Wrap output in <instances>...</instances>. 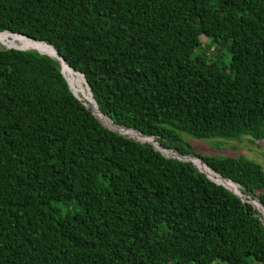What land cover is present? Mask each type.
<instances>
[{
    "label": "trees",
    "instance_id": "trees-1",
    "mask_svg": "<svg viewBox=\"0 0 264 264\" xmlns=\"http://www.w3.org/2000/svg\"><path fill=\"white\" fill-rule=\"evenodd\" d=\"M0 32L255 200L105 127L60 59L0 47V264H264L261 165L181 137L264 138V0H0Z\"/></svg>",
    "mask_w": 264,
    "mask_h": 264
},
{
    "label": "rangeland",
    "instance_id": "rangeland-1",
    "mask_svg": "<svg viewBox=\"0 0 264 264\" xmlns=\"http://www.w3.org/2000/svg\"><path fill=\"white\" fill-rule=\"evenodd\" d=\"M23 38L24 37H21L19 35H14L12 33H4V32L1 33L0 32V47L8 46V47L21 48L24 50L39 49V48H36L35 46L34 47L31 46L29 42L30 39L26 37L25 39ZM38 43H41V42H38ZM41 47L43 49V50L39 49L40 51H42L41 53L57 58V55L51 46L41 43ZM64 69L65 70L62 69L63 73L66 79L68 80L70 87L72 88V91L75 93L74 95L76 96V98L87 105L89 104V106L92 108L97 118H99L101 121L99 119L98 120L105 127L113 129V126L109 123V120L101 116L100 113L94 108V105L91 101V97L89 96V93L87 91V87L83 83L82 77L79 74L72 72L71 70H67L66 68ZM121 130H123L124 132H128L127 129H121ZM124 135L129 136L126 133ZM181 137L186 142H188L190 146L193 147V149L200 152L201 154H210V155H219V156L242 155L244 157H247L249 159H252L258 162L261 165L262 170L264 171V138L261 140H254V139L251 140L249 136L241 135L238 138H232V139H223V138H207L206 139V138H194L185 133H181ZM143 142H146V141L144 140ZM187 159L190 161H193L195 167H197L198 170L200 169V171L205 172L208 176L212 175L210 170L206 168L197 158L187 157ZM222 184L225 185L228 189H230L233 192L235 190L238 191L237 188L240 189V187L237 184L231 183L229 181H226V182L222 181ZM258 207H259V210L262 212L261 206L258 205ZM260 220L263 223L264 217L261 216Z\"/></svg>",
    "mask_w": 264,
    "mask_h": 264
},
{
    "label": "built area",
    "instance_id": "built-area-1",
    "mask_svg": "<svg viewBox=\"0 0 264 264\" xmlns=\"http://www.w3.org/2000/svg\"><path fill=\"white\" fill-rule=\"evenodd\" d=\"M127 129V128H124V127H118V126H113V131H116L118 132L119 134L121 135H124L125 133L127 135H129L132 139L134 140H137L139 142H143L144 140L148 143L150 142L149 144L151 145V147L156 150L157 152H159L160 154H162L163 156L165 157H170V158H175V159H178V160H186V161H190L187 159L188 156H181L179 154H177V152H175L174 150H171V149H167V148H163L161 147L151 136L150 137H147V136H141L140 133L136 132V131H133L132 129H127L128 132H124L123 130L121 129ZM110 129V128H109ZM125 136V135H124ZM128 136V137H129ZM190 157V156H189ZM188 157V158H189ZM194 158V157H193ZM191 163L194 165L193 161H191ZM195 166V165H194ZM197 168V167H196ZM198 169V168H197ZM200 171V169H199ZM202 172V171H200ZM211 172V176H208L206 173L202 172L205 174V176L211 180L212 182L216 183V184H220V185H223L222 184V181L226 182L225 179L221 178L220 176H218L216 173ZM224 186V185H223ZM236 187V186H235ZM235 194L238 195V197L242 200V201H246V202H251L253 200H251L250 197L246 196V195H242L240 194L237 190L234 191Z\"/></svg>",
    "mask_w": 264,
    "mask_h": 264
},
{
    "label": "clouds",
    "instance_id": "clouds-1",
    "mask_svg": "<svg viewBox=\"0 0 264 264\" xmlns=\"http://www.w3.org/2000/svg\"><path fill=\"white\" fill-rule=\"evenodd\" d=\"M15 34V33H14ZM18 35V34H17ZM20 36H22V35H20ZM25 37V36H24ZM27 38V37H26ZM6 47V46H5ZM7 48H10V47H8L7 46ZM12 48H15V47H12ZM16 49H18V48H16ZM21 49V48H20ZM22 50H24V49H22ZM34 50V49H33ZM41 54H44V53H41ZM46 55V54H45ZM48 56V55H47ZM54 58V57H53ZM81 76V75H80ZM91 101H92V99H91ZM92 103H93V101H92ZM94 105V104H93ZM94 108H95V106H94ZM91 110V112L93 113V115L94 116H96L95 115V113L93 112V110H92V108L90 109ZM109 123H110V121H109ZM111 124V123H110ZM112 126H116V125H113V124H111ZM118 127H122V126H118ZM125 128V127H124ZM127 129H131V128H127ZM133 130V129H132ZM133 131H135V130H133ZM137 132V131H136ZM138 133H140V132H138ZM140 135L141 136H145V135H142L141 133H140ZM126 137H128V136H126ZM147 137H150V136H147ZM128 138H131V137H128ZM132 139V138H131ZM134 140V139H133ZM134 141H137V140H134ZM137 142H139V141H137ZM139 143H147V142H139ZM147 144H149V143H147ZM150 145V144H149ZM151 146V145H150ZM178 154V153H177ZM162 155V154H161ZM179 155H181V154H179ZM181 156H185V155H181ZM186 156H188V155H186ZM189 157V156H188ZM190 157H192V156H190ZM168 158H170V157H168ZM194 158H196V157H194ZM173 159H175V158H173ZM198 159V158H197ZM176 160H178V159H176ZM180 161H186V160H180ZM187 162H190L191 163V161H187ZM201 162V161H200ZM202 163V162H201ZM192 164V163H191ZM203 164V163H202ZM193 165V164H192ZM204 165V164H203ZM194 166V165H193ZM205 166V165H204ZM206 167V166H205ZM207 168V167H206ZM197 169V168H196ZM198 170V169H197ZM210 170V169H209ZM199 171V170H198ZM211 171V170H210ZM200 172V171H199ZM213 172V171H212ZM202 173V172H201ZM204 174V173H203ZM219 176V175H218ZM224 179V178H223ZM226 181H229V182H231L230 180H227V179H225ZM231 183H233V182H231ZM218 185H220V184H218ZM222 187H224L225 189H227L228 191H230L231 193H233L234 195H236L237 197H238V195L237 194H235L233 191H231V190H229L228 188H226L225 186H223V185H221ZM238 189V192L240 193V191H239V188H237ZM240 194H242V195H246V194H243V193H240ZM247 196V195H246ZM239 198V197H238ZM240 199V198H239ZM241 200V199H240ZM251 200H253V201H255L254 199H251ZM242 201V200H241ZM242 202H246V201H242ZM247 203H249L250 205H252L250 202H247ZM258 203V202H257ZM259 204V203H258ZM260 205V204H259ZM261 206V205H260ZM262 208V207H261ZM256 209V208H255ZM256 211L258 212V210L256 209ZM259 213V218L262 216V217H264V209L262 208V212H258ZM262 222V221H261ZM263 225H264V222H263Z\"/></svg>",
    "mask_w": 264,
    "mask_h": 264
},
{
    "label": "bare ground",
    "instance_id": "bare-ground-1",
    "mask_svg": "<svg viewBox=\"0 0 264 264\" xmlns=\"http://www.w3.org/2000/svg\"><path fill=\"white\" fill-rule=\"evenodd\" d=\"M1 33H2V32H1ZM4 33H9V32H4ZM12 34H13V33H12ZM14 35H17V34H14ZM4 36H5V35H4ZM19 36H20V35H19ZM21 37H24V36H21ZM14 39H15V37H14ZM16 39H17V38H16ZM23 39H25V37H24ZM24 42H25V41H24ZM29 42H30L31 46H33V47L35 46L36 48H39V49L43 50L42 47H41V43H38L37 41L34 42V41H32V40H29ZM43 44H44V43H43ZM36 48H35V49H36ZM39 49H37V50H38L39 52H42V51H40ZM44 49H45V48H44ZM51 50H52V49H51ZM51 50H50V51H51ZM47 52H48V51H47ZM57 58H58V57H57ZM58 59H59V58H58ZM60 62H61L64 66L66 65L62 60H60ZM61 63H60V64H61ZM64 66L61 65V67H62L63 70H65V69H64ZM66 69H67V70H71L70 68L67 67V65H66ZM71 71H72V70H71ZM72 72H73V71H72ZM64 76H65V75H64ZM66 80H67V79H66ZM67 82H68V80H67ZM68 84H69V82H68ZM69 85H70V84H69ZM225 187H226V186H225Z\"/></svg>",
    "mask_w": 264,
    "mask_h": 264
},
{
    "label": "water",
    "instance_id": "water-1",
    "mask_svg": "<svg viewBox=\"0 0 264 264\" xmlns=\"http://www.w3.org/2000/svg\"><path fill=\"white\" fill-rule=\"evenodd\" d=\"M18 49H20V48H18ZM37 51V50H36ZM38 52V51H37ZM40 53V52H39ZM47 55V54H46ZM57 55V54H56ZM49 56V55H48ZM50 57H52V56H50ZM57 57L59 58V56L57 55ZM55 58V57H54ZM58 58H56L57 60H59ZM61 60V59H60ZM74 72V71H73ZM75 73H77V72H75ZM77 74H79V73H77ZM80 75V74H79ZM82 80H83V78H82ZM83 83L85 84V82H84V80H83ZM68 85V84H67ZM86 86V85H85ZM69 87V86H68Z\"/></svg>",
    "mask_w": 264,
    "mask_h": 264
}]
</instances>
